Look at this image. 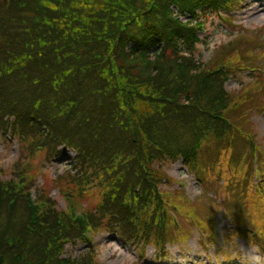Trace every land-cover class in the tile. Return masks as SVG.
I'll return each mask as SVG.
<instances>
[{
    "label": "trees",
    "instance_id": "16d2710c",
    "mask_svg": "<svg viewBox=\"0 0 264 264\" xmlns=\"http://www.w3.org/2000/svg\"><path fill=\"white\" fill-rule=\"evenodd\" d=\"M233 5V0H0V134L16 135L31 153L38 138L48 136L41 150L47 156L64 155L72 146L76 156L64 155L65 171L56 175L59 192L94 207L95 224L113 229L120 240L161 238L167 215L155 181L148 179L151 157L182 154L197 172L192 145L211 132L228 138L215 100L223 67L207 75L204 95L194 91L206 74V62L193 57L188 38L197 25L179 21L174 10L194 17L198 9L207 17ZM227 25L229 32L237 29ZM242 43L236 36L220 44L230 56L220 54L216 62L241 66ZM150 51L151 62L145 57ZM176 93L191 104L177 102ZM24 155L21 149L12 165L16 176L24 173ZM237 159L231 157V163ZM214 170V163L205 168V190L212 184L222 188ZM11 181H0L5 195L0 264H58L56 251L77 226L44 193L46 183L41 206L34 208ZM93 197L99 200L89 202ZM8 198H15L12 205ZM230 198L245 206L242 195ZM234 232L246 235L237 225ZM87 260L82 255L75 264Z\"/></svg>",
    "mask_w": 264,
    "mask_h": 264
},
{
    "label": "rangeland",
    "instance_id": "374dc122",
    "mask_svg": "<svg viewBox=\"0 0 264 264\" xmlns=\"http://www.w3.org/2000/svg\"><path fill=\"white\" fill-rule=\"evenodd\" d=\"M236 16L237 17L235 18H230V20L237 21V23L242 25L243 28H248V30L256 32L258 27L264 25V0H246L244 2V8L239 9V12H237ZM222 22L216 15H213L212 18H206V43H202L199 45V50L197 53L202 60H207L209 57L215 58L218 54L219 44L226 41L228 33L231 29L226 28L225 23ZM246 61L247 60L245 59L243 60L245 64L250 63ZM251 63L264 65V61L262 59L259 61L254 60V62ZM256 69L262 70L260 67ZM242 73L244 74L243 71ZM237 81L240 84H236ZM251 81L252 80H250V78L235 79L228 82L227 85H231L232 87L234 86V89L237 90L241 89L243 85H247ZM256 99L261 100L260 97H256V94L254 92H251L248 100H252V103L256 105ZM245 107L246 105L242 104L238 111L241 113V111ZM250 115L251 116L249 119L251 125L249 128L253 130L255 134L257 133L259 136H262L264 133V111H258L255 109L251 111ZM234 117L239 120L241 119V117L238 116ZM19 141V137L16 138V135L13 136L4 133L0 134V166L5 167L11 161L17 162L21 149L22 151H24L25 149L22 148V146L19 144ZM261 146H264V140H262ZM73 153L74 152L72 150H68V155L65 157V159H70ZM39 154L40 155L29 153L27 155L25 153V155L21 157H28L29 160L35 159V162H37L38 164V170H41V161L44 162V166H42V171L44 170V174H38L35 184L38 185L41 182L46 183L48 189H50L51 191L50 193L54 196L56 190L54 189V186L52 185L53 182H51L52 179L50 178L53 176V172H55L56 174L57 171H62L61 169L64 166V161L66 160L52 158L53 153L47 156L45 152L39 151ZM223 155L224 152L222 150H217L215 152V159H222ZM237 157L238 159L235 162L231 163L230 158L226 156V161L224 163L222 161H219L215 164V170L211 171V174L216 178L218 177L216 184L221 185L223 189L221 190L219 187H217V185L212 184L211 187L217 190L219 196H213V194L211 193L210 195L218 205L221 203L225 207V203L228 205L227 200L224 203V200L227 199V196L230 197L232 195L237 196L241 194L244 197L245 206L242 209L240 208V205L238 203H232L230 201L229 205L232 207L234 215L237 218L239 217L243 219V223H239L238 226L246 231L247 235V226L249 225L247 221H251L252 216L246 217V211L248 210L247 208H249L247 207L248 205L246 203L248 194L245 191V184L242 183L241 180H245L244 177L248 173L249 157L248 155L242 154L240 152ZM164 170L168 174L180 177L182 179V182L187 183L186 185L188 186V192L190 195H194L196 192H198L199 187L196 185L194 178L191 174L187 173L186 168L183 167L180 162L176 161L174 163H167L164 166ZM216 171H219V173ZM164 186L168 187L165 183ZM94 199L99 200V198L97 199V197H93L89 199V202ZM59 203L60 205H63L62 200H59ZM183 222L185 224L188 223V221L186 220H183ZM230 222L231 220H229V224L227 225L224 220L219 221L216 243L214 245H211L204 251H201L196 246L194 238H196L198 234H194L189 238L187 245L186 241L183 244L186 250L183 249L182 245H178L177 243H166L165 248L167 250V255L165 258H162V260L161 257L153 256L154 252L151 246H146L142 258H140L138 261L135 260L138 253L137 247L124 242L121 243L119 241V238L115 235L113 229L100 227V233L95 237V242L98 244L99 261L101 262V264H131L132 262H138L139 264H205L204 262L206 261L210 262L206 258L210 260H216V257H220L221 254L227 253L230 250V252L234 254L231 264H264L263 242L262 244L260 243V246H258L252 241L254 240L253 238H250L252 242H245V238H242L238 235L232 239H227V237H225V228H230ZM198 232L199 231L195 230V233ZM240 233L242 235H245L244 232ZM221 245L223 246V250H217V248ZM256 247L259 248V250ZM82 248L83 244H75L73 247V254H75L76 252L78 253L80 250H82ZM179 248L181 249L180 252ZM206 255H209V257H207Z\"/></svg>",
    "mask_w": 264,
    "mask_h": 264
}]
</instances>
